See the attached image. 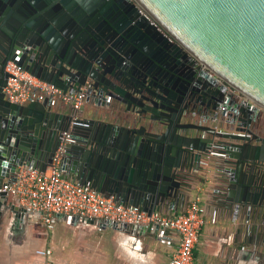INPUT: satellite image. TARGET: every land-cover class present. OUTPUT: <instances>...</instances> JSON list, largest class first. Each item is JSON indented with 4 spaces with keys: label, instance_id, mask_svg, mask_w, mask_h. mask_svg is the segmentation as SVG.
Returning <instances> with one entry per match:
<instances>
[{
    "label": "water",
    "instance_id": "95a60500",
    "mask_svg": "<svg viewBox=\"0 0 264 264\" xmlns=\"http://www.w3.org/2000/svg\"><path fill=\"white\" fill-rule=\"evenodd\" d=\"M9 60L64 91L88 83L80 124L47 100L8 101ZM263 113L264 0H0V186L21 165L48 172L69 131L63 171L120 204L171 206L216 151L222 203L264 211ZM9 197L15 220L39 216Z\"/></svg>",
    "mask_w": 264,
    "mask_h": 264
},
{
    "label": "crops",
    "instance_id": "0c3cea01",
    "mask_svg": "<svg viewBox=\"0 0 264 264\" xmlns=\"http://www.w3.org/2000/svg\"><path fill=\"white\" fill-rule=\"evenodd\" d=\"M58 108L69 109L63 105ZM216 163L217 158H211L207 168L200 165L197 170H188V182L181 189L183 199L178 198L160 212L180 214L198 195L205 207L206 222L194 248L193 263L264 264V211L248 212L242 204L238 209L223 204ZM65 175L77 180L73 173ZM236 196L243 198L245 194L238 192ZM9 201L16 203L12 196ZM213 211L214 224L209 221ZM178 240L174 230L163 229L145 236L103 225L99 219L68 222L58 215L49 229L39 216L15 220L10 210L0 209V264H167ZM37 249L50 252L40 255L35 253Z\"/></svg>",
    "mask_w": 264,
    "mask_h": 264
},
{
    "label": "built area",
    "instance_id": "2783aa9c",
    "mask_svg": "<svg viewBox=\"0 0 264 264\" xmlns=\"http://www.w3.org/2000/svg\"><path fill=\"white\" fill-rule=\"evenodd\" d=\"M5 98L16 104L47 100L51 106L63 105L69 108L71 124H80L81 111L85 104L88 83L79 90L64 91L55 84L31 74L20 64L7 61ZM69 131L62 134L48 172L25 165L18 166L14 179L0 186V193L6 192L16 200V204L29 212H39L41 223L52 228L53 217L59 214L78 216L86 219H99L132 225H150L178 233V244L167 264H194V248L198 242L202 226L205 224V207L198 195L193 196L180 214L168 215L160 211L147 213L138 206L116 202L112 196L98 192L90 181L80 183L65 175L62 168L64 144L70 141ZM221 153L210 151L200 160L203 168L209 160ZM210 223L216 222L212 212ZM48 249H37L36 254L47 255ZM53 264V263H52Z\"/></svg>",
    "mask_w": 264,
    "mask_h": 264
}]
</instances>
